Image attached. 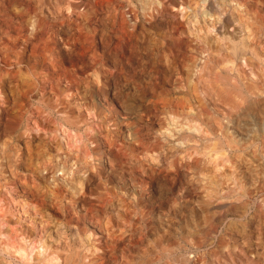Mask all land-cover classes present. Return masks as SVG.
<instances>
[{
  "label": "clouds",
  "instance_id": "9594fccd",
  "mask_svg": "<svg viewBox=\"0 0 264 264\" xmlns=\"http://www.w3.org/2000/svg\"><path fill=\"white\" fill-rule=\"evenodd\" d=\"M192 2L203 11L208 0ZM34 3V19L41 25L57 22L75 25V31L70 32L67 41L59 37L61 50L69 54L75 67L71 69L64 88L57 90L59 95L54 91L48 98L49 106L34 102L23 112L17 110L15 122L10 121L7 125L4 117L7 104L3 87H0V147L7 149L13 165L28 169L20 175L28 179L26 196L34 201L28 206L32 212L40 220L55 214L57 222L77 229L81 243L74 242L67 232L62 233L59 239L41 233L43 247L40 244L29 246L23 238L9 241L8 236H4L2 241L7 243L0 242V254L7 264H53V257L54 264H139L141 258L159 264L166 254L165 249L163 245L158 247L153 240L143 242L145 217L137 205V195L129 196L126 191L110 192L101 171V161L106 160L109 169L119 166L122 174L128 172L134 185L137 172L142 176H146L149 169L165 174L176 173L177 164L184 163L190 165L187 169L189 181L198 182L199 177L191 162L202 154L186 145L199 148L210 133L202 128L190 140L183 139L182 134L192 132L188 122H196L197 126L207 124L200 114L199 105H181L176 103V96L163 98L161 93L170 88V81L175 83L164 67H148L155 70L149 87L144 86L143 75L139 71L137 48L141 31L152 29L155 32V25L159 23L157 17L162 13L174 15L179 10L173 9L168 0H91V4L89 0H47V3L34 0ZM244 3L228 0L226 7L231 12L247 16ZM257 3L264 6V0H257ZM74 4L77 7L74 8ZM45 8L48 9L47 16L44 15ZM225 15L222 9L216 15L204 16L205 27L212 29V35H215L214 29ZM117 18L120 30L127 37L131 35V40L120 47L119 69L113 60L118 34L109 27V22L114 26ZM31 27L34 32L35 23ZM255 27L243 25L242 32L249 35L241 36V39H250ZM84 37L95 41V45H102V50L86 44L88 51L81 55V50L75 45ZM152 41L162 65L176 63L174 58L169 59L172 54L162 47L164 38L153 34ZM109 62L112 66H106ZM72 85H75L74 90ZM175 92L181 93V89L177 87ZM182 94L186 95L187 90ZM172 116L179 119L182 127H172ZM38 121H43V126ZM25 147L29 149L27 153ZM177 147L186 150L169 158L168 153ZM224 147L236 155L231 147ZM258 147L260 151L254 158L264 165V138ZM248 151V148L239 151V156L243 157ZM249 156L252 157L253 153L250 152ZM162 157L166 158V168L161 166ZM235 171L233 167L231 173ZM3 184L6 182L0 181V185ZM101 185L102 192L95 194ZM6 199L12 205L17 204L9 188L0 186V213ZM110 207L114 208V217L108 211ZM172 207H178V203L174 202ZM50 209H55V213ZM163 215L168 218V212ZM3 227L8 228L9 225L4 224ZM41 227L46 228L47 225L41 224ZM130 230H134L139 244H134ZM166 233L167 229H164L162 235ZM83 241H89L87 246Z\"/></svg>",
  "mask_w": 264,
  "mask_h": 264
},
{
  "label": "bare ground",
  "instance_id": "6f19581e",
  "mask_svg": "<svg viewBox=\"0 0 264 264\" xmlns=\"http://www.w3.org/2000/svg\"><path fill=\"white\" fill-rule=\"evenodd\" d=\"M250 1L251 0H248L247 3H244V0H240V2L244 3V7L248 10V15L245 16L244 14H237L227 9L226 3L228 2V0H208V3L203 8V11L198 9L195 6V4L192 2V0H183V3H181V0H168V3L173 5V9H178L179 11L174 13V15H172L173 18H169L170 15L168 17L166 16L167 14H163V13L161 14V16L157 17L156 19L159 21V23L155 25V28H156L155 32H152V29H148L147 31L142 30L139 36L140 46L137 48V51L140 54L139 71L143 75L144 86L145 87L150 86L149 82L152 81V78L154 75L155 70L153 71V70L148 69L149 66L153 65V68H156V69H161L164 67L165 69H167L168 75L171 77V80H172V76L174 77V75H176V78L172 80V81H175V83L172 84L170 81V88L165 89L161 93L163 98L171 99V96H176L178 97V100L176 101V103H179L181 105L188 104V103L193 104L194 107L196 105H199L200 114H202L204 116V119L207 121L206 125L201 124L199 126H197L196 122H188V126L191 127L192 132L190 134H182L183 139L190 140L191 138L195 137V134L201 132L202 128H206V130L210 133V136L205 137L204 140L201 142V144L199 145V148H196L194 145H186V147H190L193 150H195L197 153L202 154V155H198L191 162V166L194 167L199 177L198 182L189 181L188 176L190 175V173L188 172L187 169L190 165L188 163H184V164H177V171H179L178 169L180 168L186 170L187 179L183 181L174 180V183L176 184L178 182L181 183L179 184L180 187L181 185L184 184V186H188V187L201 188L202 194H203V196L201 197L204 198V202L206 200L207 205L214 212V216L212 217L214 218L215 223L222 221L225 218L227 209L230 206V205L227 206L229 203H227L228 201L225 200L224 196H223L224 200H221L218 197L219 191L216 192L214 189L215 187L216 188L220 187L221 189L225 188V190L223 189V192L221 190L220 192L222 194L225 192V195L226 194L229 195L231 193L233 194V192L230 193V191L234 188L237 189L236 187H241L245 185L244 187H241V188H245L246 185L249 184V186L252 185V187L254 188L253 185L255 184H259V183L264 184V179H263L264 175H262L263 178H261L260 173H258L259 169L257 170L258 164L255 162L259 159L254 158L255 154L259 153L260 151V148L258 147L259 142L261 138H264V6H262L261 4L257 2L255 3V1L252 3V5H250L249 4ZM222 9L226 12V15L223 17L221 24L217 25L216 28L214 29L215 35H212V29L205 27L204 16L205 15H209V16L216 15ZM253 13H256L257 15L253 16L252 15ZM237 21H240L241 23H237ZM242 24L247 25L249 27H251L252 25L256 26L253 29V32L250 34V37H251L250 39H247V38L241 39V36L247 37L249 35V33L242 32L241 30L243 26ZM109 27L113 30V24L111 22H109ZM120 33H121L120 34L121 37H123L124 43H127L128 40H131V35L127 37L126 34L123 33L122 31ZM153 34L158 37L164 38L162 47L166 48V50L172 54V56L169 57V59L174 58L176 63H173L171 65H162L161 57L157 54L158 49L154 47L155 42L152 41ZM119 39L121 40L122 38H119ZM180 55L181 56L183 55V56L180 57ZM48 58H52V57L49 56ZM144 60L148 61V65H146L147 61H144ZM109 66H112L111 62L109 63ZM52 67L56 68L55 66H52ZM123 70H126V69H123ZM22 76H24V78L22 79L25 80L27 83L31 81L34 77V76H31L30 73H25V74L23 73L21 74V77ZM46 76H47L46 74L44 75L42 74V78L40 82L38 81V79L34 81L35 82L38 81L43 86L46 83L45 82V80L47 79ZM45 77L46 79H44ZM32 86L34 85L32 84L31 87ZM177 87L181 89V93L175 92V89ZM40 89H41V86H40ZM185 90H187V94L183 95L182 93H184ZM38 122L42 124V122L40 121ZM171 122H172L173 128L182 127L179 119L176 116L171 117ZM7 123L8 122H6V125ZM5 135H7V127H5ZM224 145H228L229 147H231L233 151L237 152L236 155L234 156L232 152L228 151V148L224 147ZM245 148H248L249 151L245 152L243 157H240L239 151ZM185 150L186 148L177 147L174 152L168 153V157L170 158L171 156H177L179 153H182ZM250 152L253 153L252 157L249 156ZM249 160H251V163H249ZM257 162H260V161H257ZM161 166L165 168L167 167L166 158L164 157L161 158ZM247 166L249 167L250 170H252L251 173H254L253 177H251L252 178L251 180H248L247 176L244 177L247 171V169L246 171L244 169ZM233 167L236 169L235 173H231V169ZM261 169H262V166H261ZM149 171L153 173L151 169H149ZM181 171L182 173L184 172L183 170ZM248 174L250 173L248 172L247 175ZM16 175H17L16 165L12 164L7 149L0 147V181L6 182V184L0 185V186H7L9 188V191L12 193V198L17 201V204L12 205L10 200L8 199L5 200L3 211L2 213H0V242L7 243V241H2V238L4 236H8L9 241H15L20 238H23L25 243L29 246L40 244V246L43 247V243H41V240L43 239V237H41V233H43L45 236L51 235L52 238L59 239L62 233L67 232L74 242L78 244L81 243V236L78 233L77 229L75 227H69L68 225L64 223L57 222L55 214L46 217L44 220H40V217L36 216L32 212L31 208L28 206L34 201L27 199L26 194L29 192L28 188H27L28 190H25L23 194H21L17 199L14 198V188H15L14 184L16 183L15 182ZM107 180L109 181V178L106 179V181ZM164 180H165V177H164ZM170 180H173V179H170ZM145 181H144L145 184L149 183V184L155 185L156 183L154 181L153 176L147 177ZM171 186H173V184H171ZM102 187H103L102 185L99 186L97 189L98 192L97 191L96 192L101 193ZM121 188L124 189V187H120V189ZM115 191L116 190H114V192ZM117 191L120 192L119 190ZM243 192L246 193L245 191ZM240 195H242V192L240 193ZM235 198H236V195L234 196V199ZM138 201H141V200H138ZM200 202L201 201H199V203ZM204 202H203V205H205ZM233 202H236V201H233ZM113 205L116 206V203L113 202ZM235 208H238V207H235ZM234 209H232V211ZM50 211L52 212L51 209ZM108 211L110 214H113V217H114V208L110 207ZM24 212H27L28 214L22 215V213ZM180 216L182 217L183 215H180ZM190 223L191 222H189V224ZM4 224L9 225V227L8 228L3 227ZM41 224H45L47 225V227L42 228ZM163 224L161 227H159L160 230L162 227H164ZM201 224H203V222ZM207 230L208 231H206V234H208L209 236L210 232L213 231V229L211 227V228H207ZM155 234H154V237H155ZM156 236L158 235L156 234ZM150 237L148 238V240L150 239ZM185 237L187 238V236ZM156 238H154V241L158 240ZM202 238L199 240H202ZM189 239L192 240L191 237ZM150 240H153V239H150ZM193 242H191L192 244L190 243L192 246H194ZM88 243L89 241H83L84 246H87ZM181 243L183 244L184 242L182 241ZM170 244L167 246L166 244L165 246L163 245L166 254L159 261V264H202L203 261L200 260L201 262H199L197 259L190 258L187 252L183 250L182 248L183 246L181 247L180 243L175 242V244H171V245ZM225 245L228 247L227 244H221V249L224 248L222 246H225ZM158 246H161V244ZM212 251H213V248H212ZM191 252L189 253L191 254ZM222 259L226 260V259H229V257L222 258ZM54 260L55 258L53 257V264H54ZM246 262H248V259H246L244 263L246 264ZM217 263L221 264V262H218V261ZM227 263H229V261ZM0 264H7V261L5 260L2 254H0ZM139 264H153V262L149 260L148 258H141L139 260Z\"/></svg>",
  "mask_w": 264,
  "mask_h": 264
},
{
  "label": "rangeland",
  "instance_id": "374dc122",
  "mask_svg": "<svg viewBox=\"0 0 264 264\" xmlns=\"http://www.w3.org/2000/svg\"><path fill=\"white\" fill-rule=\"evenodd\" d=\"M254 1L255 3L257 2L256 0H251L249 4L252 5ZM45 2L47 3V0H45ZM89 4H91V0H89ZM92 6H95V5H92ZM73 7L75 8L77 7V5L74 4ZM45 9H44V13H45L44 15L47 16L48 9L46 10ZM35 11H36V5L34 4V0H0V72H1L0 73V87H3V91L5 94V103L7 104V108L5 109V112H4L5 113L4 117H5L6 122H10V121L15 122L16 117L18 115L17 110H19L20 112H23L24 110L30 108L31 104L34 102L38 104L41 103V105L46 106V107L49 106L47 105L48 98L52 95L54 91L64 88L66 79L71 76V72H70L71 69L75 67V65L69 59V54L66 51L61 50L62 46H61L60 39H59V37H62L65 41H67L69 38L70 32L75 31V25L64 23V22H61V23L57 22L52 25H41L39 20H35L33 18L34 17L33 14H35ZM166 16L169 17V15H166ZM169 18H173L172 15H170ZM49 20H51V17H49ZM33 23H35V27H36V30L34 32L32 31V27L30 26ZM118 23H119V19L117 18L116 25L113 26V31L117 32L118 34L117 44L119 45H116V48L113 49V53H114L113 56L115 57V58L113 57V60H114L116 67H118L119 69L120 58L118 57H120V55L118 51L120 50L119 48L121 47V45L124 43V40H123V37H121L120 35L121 30H120V26H118L120 25V23L119 24ZM30 32H31V35H29ZM119 38H122V39L120 40ZM86 44L89 46L95 45V41L90 40L88 37H84L82 40H78L76 42L75 46L79 47V49L81 50L80 51L81 55H83L84 52L88 51ZM95 46L98 48V50H102L103 48L102 45H95ZM49 56L52 58H48ZM182 56L180 55V57ZM52 66H55L56 68ZM106 66H109V65H106ZM41 69H43V71ZM23 73L24 74L30 73L31 76H34V77L31 81L27 83L25 80L22 79L24 78V76L21 77V74ZM42 74L47 75L46 76L47 79L46 77L44 78L46 79L45 80L46 83L43 86L42 84L39 83L41 81ZM175 78H176V75H174V77L172 76V80H174ZM37 79L39 82L34 81ZM37 83H39L40 85ZM30 84L31 85L33 84L35 87L34 86L31 87ZM40 86H41V89H40ZM74 89H75V85H72V90ZM57 95H59L58 91H57ZM41 99H43L44 101ZM40 101H42L43 103ZM40 122H42L43 124V121H40ZM28 151L29 149L25 147V152L27 153ZM101 155H103V153H101ZM257 161H260V160H257ZM257 161L255 162L258 164V167H257V170L259 169L258 173H260L261 178H263L262 175H264L263 174L264 165H261V163ZM101 165L103 166V168H101V171H102V174L104 175L105 182L109 185L110 192H114V190L126 191L129 196L133 195L132 193L135 192L134 194L138 196L139 198L138 200H141V201H138L137 204H138V207L142 209L141 211L143 212L145 216V228H144V236H143L144 243H147L148 238L150 236H152L150 237V239H153V241H154V238L157 237L156 239L158 240L155 239L156 241H154L156 242L157 246L160 244L164 246L166 244L167 246L170 243L175 244V242L176 243L178 242L180 243L181 247L183 246L182 247L183 250L187 252L190 258L197 259L199 262L203 261L202 264H211V263L218 264L217 261L221 262V264H232V263L233 264H245L244 262L246 259H248V262H249V263L246 262V264L247 263L248 264H264V207H263L264 205V202H263L264 201V186L263 185L264 184L263 183L255 184L256 186L253 185L255 189L252 187V185L249 186V184L246 185L245 187L246 189L241 188V187H244L245 185L241 187H236L237 189L234 188L230 191V193L233 192V194L231 193L229 195L227 194L225 195V192L223 194L220 192V190L223 192V189L225 190V188L221 189L220 187L218 188L215 187L214 188L215 191L216 192L219 191L218 197L221 200H224L223 198L224 196L225 200L228 201L227 203H229L227 206L230 205L228 207L229 210L227 209L225 218L222 221H219L220 223L219 222L215 223V220L212 217L214 216V212L212 211V209L209 208V206L206 203V200L204 202V198L201 197L203 196L201 188L188 187V186H184V184L181 185L180 187L179 184L181 183L179 182L177 184L174 183V180L183 181L187 179L186 170L180 168L178 169L180 173L179 171H177L176 173H170V174L169 173L165 174L163 172H160L159 170L153 173L149 171L150 172V173L148 172L149 175L147 174L146 176H142L140 175V173L137 172L135 174V178H137L136 185L138 184V186H136V185H133V177H130L128 172H124L122 174L119 166H117L116 169H109L106 160H102ZM261 166H262V169H261ZM181 170L184 171L183 172L184 174L182 173ZM244 170L246 171V175H244V177L247 176V179L251 180L252 179L251 177H253L254 175V173H251L252 170H250L248 166ZM27 171H28L27 167H20L19 165H16L17 175L15 177L16 183L14 184L15 185L14 198L16 199L21 194H23L25 190H28L27 189L28 179L25 176L20 175L21 172L26 173ZM248 172L250 174L247 175ZM124 174L125 175L127 174L126 177ZM150 176H153L154 181L156 182L155 185L149 184V183L145 184L146 178ZM164 177H165V180H164ZM181 177L182 178L184 177V178L182 179ZM108 178H109V181L108 180L106 181V179ZM170 179H173V180H170ZM171 184H173V186H171ZM120 187H124V189L125 188L126 189L125 190L123 188L120 189ZM102 188H101V192H102ZM243 191H245L246 193H244ZM97 192L95 194H100ZM241 192H242V195L244 196L240 195ZM234 194L236 195V198H237V199L235 198L236 200L234 199V196H235ZM227 198H229L230 200ZM199 201L201 202L199 203ZM233 201H236V202H233ZM174 202L178 203V207H175V208L172 207ZM203 202L205 205H203ZM234 206L238 208H235ZM232 209L234 210L232 211ZM51 210L53 212L54 209H51ZM165 212H168V218H164L163 214ZM53 213H55V210ZM81 214L83 215V213ZM180 215H183V216L181 217ZM158 217L162 219L160 220ZM133 222L135 223V221ZM162 222L163 223L165 222L166 224L165 223L163 224ZM189 222H191L192 224L191 223L189 224ZM202 222L203 224H201ZM162 224L164 225V227L161 228L162 230L161 231L159 227H161ZM209 225L213 229V231L210 232L211 236L210 235L208 236V234H206V231H208L207 228H211ZM154 227L155 228L157 227L156 228L157 230ZM164 229H167V233L165 235H162V232H164ZM130 232H133L134 244H139V241L135 240L134 230L132 231L130 230ZM155 233L158 236H156ZM154 234H155V237H154ZM183 236L184 237L187 236V238L185 237L186 240ZM190 237L192 238V240L189 239ZM201 238L202 240H199ZM182 241L184 242L183 244L181 243ZM190 241L191 242L195 241L193 242L194 246L191 245L192 243ZM200 241L201 242L203 241V242L201 243ZM220 242L221 244H227L228 247L225 245V246H222L224 248L221 249ZM212 248H213V251H212ZM119 249H120V244L118 242L117 243V255L120 254ZM189 252H191V254ZM109 254L110 255L112 254L111 249L109 250ZM227 257H229V259H226V260L222 259V258H227ZM228 261L229 263H227Z\"/></svg>",
  "mask_w": 264,
  "mask_h": 264
}]
</instances>
